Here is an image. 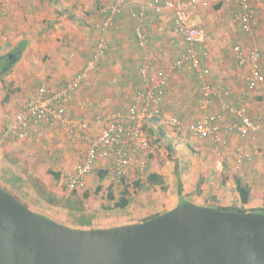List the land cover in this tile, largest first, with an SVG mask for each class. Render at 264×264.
Returning <instances> with one entry per match:
<instances>
[{
	"label": "crops",
	"instance_id": "obj_1",
	"mask_svg": "<svg viewBox=\"0 0 264 264\" xmlns=\"http://www.w3.org/2000/svg\"><path fill=\"white\" fill-rule=\"evenodd\" d=\"M87 2L86 0H71L68 3L67 0H42L39 5L34 0H0V57H7L5 68L11 69L8 73L10 75L0 81V101L3 99L7 101L4 109L0 108V163L6 165L5 155L8 152L6 148L11 147L13 150L12 153L9 152L11 159L16 164L17 162L29 164L30 169L26 173L45 182L50 179L48 175L51 173L53 177L60 175L62 180H66L67 185L69 176L75 172L79 159L84 158L86 144L83 141L73 143L66 125L35 127L27 131L18 141L2 139V132L6 122L13 119L23 105L37 95L39 88H46L48 94L62 90L92 59L101 37L100 28L106 18L103 9L115 4L116 0H95L92 5L91 2L86 4ZM152 2L154 0H129L125 11L115 16L113 27L106 32L109 49L104 64L99 70H94L89 81L82 84L73 94L67 108L70 118L79 117L89 122L87 133L93 139L100 131V128L93 123V118L129 108L138 93L142 91L143 83L139 74L142 64L148 63L153 72L162 71L168 77L164 89L162 115L158 119L148 121L145 128L149 136L157 139L159 144L166 137L165 129L171 132L175 145L178 143L176 138L183 141V145H177L174 152V170L170 169L169 172V191L166 190L167 192L164 191L166 193L162 194L161 188L159 190L157 186H153L154 190L150 192L151 185L145 184L146 175H142L144 168L132 164L128 169V177L133 185V197L135 198L137 194L138 196L134 200L131 197V204L122 213L124 223L121 226L168 212L183 202H179L182 197L194 200V204L202 207L218 208L215 206L225 207L231 203L230 198L218 192H212L210 195L204 193L197 199L188 197L197 190L201 177L199 164L201 165L203 158L209 157L205 152L201 155V159L198 154L192 157L193 143L199 147L204 145V148L209 144L212 148L215 147L217 152H213L218 155L222 151L220 148L222 146L216 145V147L210 140L196 139L165 125L168 118L174 117L171 116L170 111L182 112L183 119L188 120L193 112V106L197 105L201 108L200 99L193 98L194 93L191 92L195 81L201 77L196 72L174 68V62L183 54L187 44L184 38L175 32L172 12L164 10L158 15L153 8L148 7ZM82 5L90 10L86 16L80 14V11L76 12L77 9L82 8ZM142 7L147 9L145 19L132 20L130 13ZM257 7V29L253 37L247 36L242 31L235 18L238 10L235 0H204L192 13L191 18L194 23L202 25L208 34V40L201 49L209 53L206 64L212 73L205 81L212 83L214 90L230 91V100L235 106L245 107L250 115L258 117L264 114V84L254 90L248 89V69L238 66L233 50L237 45L245 49H258L262 55L264 70V3ZM35 26L43 28L41 31L32 32L31 27ZM137 28L145 30L148 35L149 43L145 49L140 46L137 39ZM18 53L20 57L9 67V55ZM216 100L217 97L208 110L221 113L226 122L233 121L234 118L227 111L220 110ZM206 114V111H203V115L200 116ZM260 134L264 133L258 132L257 138H261L258 136ZM223 137L234 147L244 143L234 132H225ZM22 144L25 146H21ZM29 149L31 153L28 152ZM168 149L173 152L172 143L169 144ZM179 149L183 150L190 159H184ZM152 157V149H150L148 164ZM237 158L232 163L245 162L240 156ZM26 159L28 161L24 162ZM108 164L110 162L104 160L96 164L94 171L87 176L85 186L78 189L79 200L83 199L84 202L85 198L82 197L81 191L91 184L94 172L97 173L101 170V166ZM110 176V185L116 190L120 184L116 185L118 180L115 175ZM179 179L182 185L181 195L178 191ZM103 181L99 184L102 185ZM135 181H139L142 187L135 188ZM147 189L154 195L146 193ZM202 189H205L204 186ZM54 191L56 194L62 193L60 186ZM63 194L69 196L70 190ZM251 196L252 190L249 202L247 204L241 202L244 208H252ZM94 221L91 228H112L111 226L96 227Z\"/></svg>",
	"mask_w": 264,
	"mask_h": 264
},
{
	"label": "built area",
	"instance_id": "obj_2",
	"mask_svg": "<svg viewBox=\"0 0 264 264\" xmlns=\"http://www.w3.org/2000/svg\"><path fill=\"white\" fill-rule=\"evenodd\" d=\"M129 0H116L115 4L103 9L106 18L102 30L106 31L114 25V18L121 14ZM204 0H154L148 7L153 8L158 15L164 10L172 12L174 16L175 32L181 35L187 46L183 54L174 62V68H184L196 72L205 81L210 75L206 64L209 53L203 46L208 40L206 29L192 21V13ZM238 10L235 14L242 31L253 37L257 29V6L264 0H235ZM143 7L138 12L132 13L133 19L145 16ZM258 17V16H257ZM137 39L142 48H146L149 39L145 30L137 28ZM109 42L103 37L87 66L78 73L73 80L62 90L48 94L44 87L39 88L35 97L27 101L15 117L6 122L2 132V139L18 141L23 135L35 127L66 125L73 143L84 142L86 151L84 158L77 165L76 170L67 181L71 191H77L85 186L87 176L95 169L100 160L110 162L101 166V170L110 175H115L118 182L128 178V169L136 164L146 169L149 166L147 158L151 149V137L146 131L148 121L158 119L162 115L164 89L168 77L162 71L153 72L148 63L139 68L143 87L134 103L125 110L93 118V123L100 128L99 134L93 139L88 135L89 122L83 118H70L68 103L73 94L86 82L91 73L96 70L108 50ZM236 62L240 68L248 69L247 87L254 90L264 84V70L261 52L256 48L245 49L241 45L233 48ZM201 85V109L206 115L193 121L186 122L177 117L166 120V126L174 131L184 133L193 138L210 140L214 144L224 146L228 142L223 135L226 132L237 133L240 138H247L253 134L264 131V114L252 116L245 107H237L230 100V91H215L212 85L205 81ZM217 97L220 110L227 111L233 121L226 122L219 112H210L214 98ZM257 154L253 151L239 150L240 159L251 160Z\"/></svg>",
	"mask_w": 264,
	"mask_h": 264
},
{
	"label": "water",
	"instance_id": "obj_3",
	"mask_svg": "<svg viewBox=\"0 0 264 264\" xmlns=\"http://www.w3.org/2000/svg\"><path fill=\"white\" fill-rule=\"evenodd\" d=\"M0 264H264V214L184 203L141 223L77 229L0 188Z\"/></svg>",
	"mask_w": 264,
	"mask_h": 264
},
{
	"label": "rangeland",
	"instance_id": "obj_4",
	"mask_svg": "<svg viewBox=\"0 0 264 264\" xmlns=\"http://www.w3.org/2000/svg\"><path fill=\"white\" fill-rule=\"evenodd\" d=\"M34 1H36L38 4L42 2V0H34ZM69 1L71 0H67V3ZM86 1H88L86 4H90L91 2V5H92L95 0H86ZM97 6H100V5H97ZM77 11H80L79 13L83 14V16L88 15L90 12L88 8L85 9L84 5H82V8L77 9L76 12ZM41 28L43 27L35 26V27H31V30L33 29L32 32H34V30L41 31ZM10 71L11 69L9 70V72ZM211 73L212 71H210V75ZM7 74L4 75L0 81H2L3 78H6L7 76L10 75V74L8 75ZM205 79L207 80V78ZM210 84L213 87V84L212 83ZM201 85H202V80L201 78L198 77L197 81H195V85L193 89L191 90V92L194 93L193 98H196L197 100L201 98V94H200ZM215 91L217 90L215 89ZM0 103H1L0 108L4 109V107L7 104V101L3 99V101L1 100ZM192 110L193 112L191 113V116L188 115L189 118L188 120L187 119L185 120L186 122L198 119L201 117L200 116L201 114L203 115V111L201 110L200 106L195 105L193 106ZM170 113L172 114L171 116L184 120L183 119L184 113L182 112L180 113L179 111L177 112L170 111ZM164 131H165L164 134H166V137L165 139H163V142H161V144H159V141L157 139L151 138V149H152L153 157L151 158L149 162V166L146 167L145 172H142V175L145 176L149 172H156V173L158 172L157 174H160V176L162 177L163 181L165 182L167 186V191H169V172H170V169L172 171L174 170V157H175L174 152H175L177 145L178 146L183 145V141H180L178 138H176L178 140V143L175 145L174 143L175 139H173L171 132L167 129H165ZM259 133H264V131H261ZM256 134H253L252 136H249L244 139L239 137L240 141H244V143H242L241 146L234 147L228 142L226 145L220 147L222 148V151L219 155L218 153L214 154L213 151L217 152V150L215 149V147L212 148V146H210L209 144L206 148H204V145L202 147H199L196 145V143H193V145L191 144L193 146L192 149L195 153L192 152L193 154H191V152H189V155L191 154L193 157L196 154H198L199 159H201V155L203 154V152H205L208 154L209 157L203 158V160L201 161V165L199 164V170L201 171V175H200L201 177L198 181L199 183L201 182L200 191L195 190L188 197L190 199H197V198L202 197L204 193H208L210 195L212 194V192H218V194L224 195L230 198L231 200V203L229 205H226L225 207L244 208V206L241 204V199H239L240 195L237 192L235 183H234V178L240 177V178H243V183L247 184V186L249 185L252 190V196H251L252 208L248 207L245 209H258V208L263 207L264 206V134L258 135L261 138H257ZM170 143H172L173 152H171L168 149ZM23 144L21 146H25ZM213 145L216 146L217 144H213ZM6 149L8 151L7 154L5 155L7 156L5 157L7 159V162L3 160L4 162H6V165L4 163H0V187L2 188L4 187L12 191L23 203L26 202L25 205L31 211H34L36 213H41L48 218H51L59 223H62L72 228L88 229L86 227L75 226L72 223H70L69 217L65 219L61 216V214L67 211L63 209L61 203H59L58 200H56V198L57 199L66 198V195L63 193L64 192L66 193L68 190H70L68 188V185H66V180H62V178L57 179L53 177L51 173L48 175L50 179L46 180V182L41 179H38V177L30 176L29 174L26 173L27 170L29 171L30 165L21 164L20 162H17L16 164L13 161V159H11L12 157L9 156L11 155L13 151L11 150L12 148L7 147ZM254 149H257V154L254 155L250 161L244 160L245 162H242L241 164L237 163V161L236 163L235 162L232 163L233 160H236V158L239 157L238 155L239 150L253 151ZM28 152L31 153V149H29ZM179 153H182V157L184 159L185 158H187V160L190 159L183 150H180ZM0 158H1V153H0ZM28 158L31 159L32 157H28ZM222 160L224 161L223 164H222ZM26 161H28V159H26L24 162ZM81 161L82 159H79L78 162L80 163ZM187 169L191 170L190 167H187ZM45 171L46 169L44 170V172ZM175 171H176V168H175ZM172 173L174 174V172ZM46 174L48 173L46 172ZM109 177H111L110 174L106 173V179L102 183V191L96 194L95 189H96V186L99 184V180H98V173H96L95 171L93 174V179L91 180V184H89L85 190L81 191L83 192L82 197H84L86 192H89V196L91 198L89 197L87 199H84V202H83V199L81 201L84 203V208L86 210L97 212L98 217L96 218L97 220L95 219L94 221L96 227H103V226L116 227V225L121 226L124 223V221L122 220V216H123L122 213L125 212L124 210L114 209L112 212H110L106 209L108 207H113L114 205V202H110L107 199L108 188L111 186ZM130 181L131 179L128 177L127 184L130 187L129 189L130 195L131 197H133L134 196V192L132 191L133 185L130 183ZM144 182H146L145 178H144ZM145 184L150 186L149 183L147 182ZM59 186L61 187L62 193L56 194L54 190L58 188ZM203 186L205 188L204 190L202 189ZM118 188H116V190L115 188H113L116 198L120 196V193H121L120 191L124 187L119 186ZM157 188L160 190L161 187L157 186ZM149 190H151L150 192H153L152 190H154V188L152 185L149 187ZM71 192L73 191L70 190V194ZM150 192L148 191L146 193L151 194ZM166 192L161 191L162 194ZM77 193H78V190H77ZM151 195H154V193ZM137 196L138 194L135 197L136 199H137ZM135 198L133 197V200ZM234 199H236V201ZM180 201H183L185 203H195L194 200H189L186 198L184 199V197H182V199L179 200V202ZM213 206L215 205L213 204ZM215 207L224 208L223 206H215ZM111 218H116V219L112 220ZM143 220L140 219L136 223H140Z\"/></svg>",
	"mask_w": 264,
	"mask_h": 264
},
{
	"label": "trees",
	"instance_id": "obj_5",
	"mask_svg": "<svg viewBox=\"0 0 264 264\" xmlns=\"http://www.w3.org/2000/svg\"><path fill=\"white\" fill-rule=\"evenodd\" d=\"M125 8L126 7H124V9ZM142 8H140V9H142ZM124 9H123L122 13L125 11ZM139 10L132 11L130 13V18H132V13L138 12ZM146 16H147V9H145V16H144V18L137 19V20L145 19ZM132 20H136V19H133L132 18ZM102 26H103V24H102ZM102 26L100 28L101 37H100L99 41L97 42V46H98L100 40L103 37H106V32L110 29L109 28L106 31H103L102 30ZM97 46H96V49H97ZM22 48H23V46H21V49ZM96 49H95V51H96ZM108 49H109V46H108ZM107 53H108V50L105 53L104 57L101 59V62L99 64L97 70H99L102 67V65L104 64V59L106 58ZM6 60H7V57L6 56L0 57V79L4 75H6L7 73H9V70H10V68H8L7 70H4V68L7 66V61ZM89 79L87 81H89ZM84 83L85 82H83V84ZM6 99L8 100V97ZM143 171L145 172V170H143ZM97 173H98V180H99V183H100V182H102L105 179V177H106V171L98 170ZM55 177L57 179H59L60 178V175H57ZM127 182H128V178H123L120 182H117L116 183V185L119 186V184H120V186L122 185L124 187L121 190V193H120V197L119 198H116V195L114 193V190H113V186L112 185L108 188L107 199L110 202H114L113 207L106 208L108 211L112 212L114 209L126 210L129 207V205L131 204V196H130V191H129L130 187L128 186ZM146 182L149 183L152 186H159V187H161V190L163 192L167 190V186H166L165 182L163 181L162 177L160 175H158L157 173H148L146 175ZM235 183H236V189H237V191H238V193L240 195V199H241L242 204H247L249 202V198H250V195H251V188L249 186H247V184H244L243 183V180L241 178H238V177L235 179ZM200 184H201V182L199 183V185L197 187V191H200V186H201ZM179 185L180 186L178 188V191H179V194L181 195L182 194V185L180 183V179H179ZM134 186H135V188L142 187L140 185V182L139 181H135L134 182ZM0 188H2V187H0ZM2 189H4L9 194H11L12 196H14V198L18 202H20L25 207H27L25 205L26 202L23 203L12 191H10L9 189H6L4 187ZM101 191H102V185L99 184L97 186L96 190H95V193L98 194ZM87 197H89V192H86L85 195H84V198L85 199ZM56 200H58V202L61 203L63 209H65V211H67V212H64V213L62 212L63 214H61V216L63 218L66 219L67 217H69L70 218V223H72L75 226H80V227H86L88 229H93L91 227L93 226V221L98 217V214H97L96 211H88V210H86L84 208V203L81 200H79L77 191L71 192V194L69 196H66V198H60V199L59 198L58 199L56 198ZM184 203L185 202H181L180 204H184ZM217 209L223 210V211H236V212H241V213L255 212V213L264 214V206L261 207V208H258V209H250V210L245 209V208H242V207H239V208L238 207H224V208L218 207ZM158 215L159 214H155V215H153L151 217H148V218L144 219L142 222L147 221V220H149V219H151V218H153L155 216H158Z\"/></svg>",
	"mask_w": 264,
	"mask_h": 264
}]
</instances>
